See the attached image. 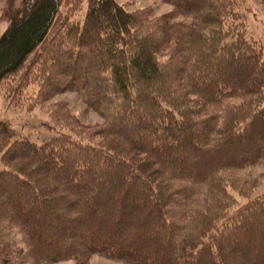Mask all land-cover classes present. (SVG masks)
<instances>
[{"label":"trees","instance_id":"1","mask_svg":"<svg viewBox=\"0 0 264 264\" xmlns=\"http://www.w3.org/2000/svg\"><path fill=\"white\" fill-rule=\"evenodd\" d=\"M162 1L174 9L154 18L116 0L2 12L10 104L74 90L104 120L62 103L50 116L88 138L53 122L42 143L0 121V264H264V186L237 177L264 169V42L246 37L242 0Z\"/></svg>","mask_w":264,"mask_h":264},{"label":"rangeland","instance_id":"2","mask_svg":"<svg viewBox=\"0 0 264 264\" xmlns=\"http://www.w3.org/2000/svg\"><path fill=\"white\" fill-rule=\"evenodd\" d=\"M120 5L124 6L128 11H150L152 12L151 16L156 17L165 13L173 11L174 7L172 4L164 2L162 0H116ZM241 1V0H240ZM240 11L243 13L245 18V28H246V37L251 40H255L257 43L264 42V7L254 0H242ZM81 5V12L74 13L76 14L73 17L75 20L79 17H83L85 14L86 3L79 2ZM21 4L20 0H0V36L6 30L9 25V22L2 18V12L6 9L13 7L17 8ZM67 6L62 5L61 13L65 17L67 12ZM12 9V8H11ZM72 18V19H73ZM178 20L186 19L183 16L176 17ZM55 27V26H54ZM54 30V28H53ZM53 41V40H52ZM34 87L28 88L24 91L27 92V96L31 97L34 93ZM2 89V88H1ZM4 90V89H3ZM0 90V121H3L5 124L11 126L15 130L14 138L28 137L30 140L37 143H42L46 140L51 139L57 134V130L60 128L55 127L53 122H57V125L62 128L64 131H72L77 136L81 138H88V132L83 128H77L72 126L66 115L55 114L58 121L53 119L50 116V112L54 110V107H58L59 113H63L61 110L62 103H66L69 107V111L74 117L79 119V124L83 126H94L95 124H101L103 122L102 116H100L96 111L86 107L81 96L74 90H66L63 92L56 93L54 97L49 98L45 101L43 105L36 106L32 109H28L25 105L14 106L10 104L9 99L4 95V91ZM27 98V97H26ZM87 134V135H86ZM95 137H91L94 139ZM252 173V174H251ZM251 174V175H250ZM253 179L254 176H257L259 179V184L264 186V169L262 166H256L250 171H242L237 173V177L241 180ZM133 199V198H132ZM242 201V199H241ZM149 237V236H148ZM148 241L151 242V237ZM261 249V244L259 245ZM69 261L55 262L49 264H69ZM26 264H32L28 262ZM88 264H124L117 260L105 258L99 255L93 256Z\"/></svg>","mask_w":264,"mask_h":264}]
</instances>
